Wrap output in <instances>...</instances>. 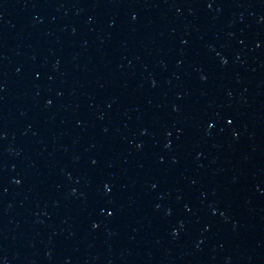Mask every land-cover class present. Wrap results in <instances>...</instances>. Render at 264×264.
I'll use <instances>...</instances> for the list:
<instances>
[{
  "label": "water",
  "instance_id": "95a60500",
  "mask_svg": "<svg viewBox=\"0 0 264 264\" xmlns=\"http://www.w3.org/2000/svg\"><path fill=\"white\" fill-rule=\"evenodd\" d=\"M0 264H264V0H0Z\"/></svg>",
  "mask_w": 264,
  "mask_h": 264
}]
</instances>
